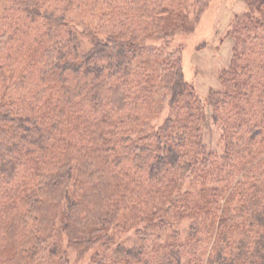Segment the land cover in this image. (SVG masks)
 I'll return each mask as SVG.
<instances>
[{
  "label": "trees",
  "instance_id": "16d2710c",
  "mask_svg": "<svg viewBox=\"0 0 264 264\" xmlns=\"http://www.w3.org/2000/svg\"><path fill=\"white\" fill-rule=\"evenodd\" d=\"M212 1L0 0V264H264V0L201 98Z\"/></svg>",
  "mask_w": 264,
  "mask_h": 264
},
{
  "label": "rangeland",
  "instance_id": "374dc122",
  "mask_svg": "<svg viewBox=\"0 0 264 264\" xmlns=\"http://www.w3.org/2000/svg\"><path fill=\"white\" fill-rule=\"evenodd\" d=\"M212 2L204 12L195 33L187 43L185 42L186 48L183 53L185 78L194 80L195 90L202 96L201 98H204L210 89H218L219 87L217 82L218 71L228 65L233 46V41L228 37L227 32L234 16L240 13L242 9L239 0H219L218 3L213 0ZM194 44H201L203 49L193 52L190 47ZM216 130L217 128L210 125V122L205 125L204 138L209 150H215ZM56 239L62 251L60 256L57 255L54 258L45 256L39 259L37 264H60L59 259L61 257L66 258V264H86L88 258L93 254L89 253L79 257L76 252L66 249L63 238L58 237ZM134 240L133 235L128 234L120 236L119 242L130 243L131 245Z\"/></svg>",
  "mask_w": 264,
  "mask_h": 264
}]
</instances>
